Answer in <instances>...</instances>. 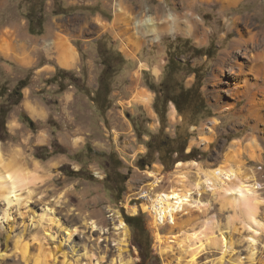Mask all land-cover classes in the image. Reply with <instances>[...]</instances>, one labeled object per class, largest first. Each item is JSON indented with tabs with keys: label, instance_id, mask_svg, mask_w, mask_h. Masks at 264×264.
<instances>
[{
	"label": "rangeland",
	"instance_id": "rangeland-1",
	"mask_svg": "<svg viewBox=\"0 0 264 264\" xmlns=\"http://www.w3.org/2000/svg\"><path fill=\"white\" fill-rule=\"evenodd\" d=\"M173 2L0 0V94L6 92L0 107L10 106L6 126L0 129V146L9 170L29 180L17 190L19 203L9 205L0 198V264H42L55 256L56 264H140L133 230L127 225L130 236L124 245L115 230L114 213L123 221V213L142 215L152 238L153 257L146 264H190L201 244L204 250L195 264H219L224 253L225 264H264V154L258 161L244 155L245 168L254 176L247 184L256 190L247 204L220 186L197 193L196 168L178 165L195 161L206 170L236 168L234 163L225 165L223 155L239 140L249 142L245 138L254 131L255 122L244 109L247 100L234 98L233 88L212 75L220 54L237 36L236 30L229 31L230 19L251 16L240 25L243 31H255L256 23L263 27L264 0H244L226 11L227 18L220 5L198 4L195 12L209 30L200 43L195 37L167 31L158 37L136 35L116 21L115 11L121 7L130 13L142 10L148 17H156L157 8L181 11L182 0ZM31 13L43 14V30L46 23L49 29L73 36L83 53L81 67L66 70L70 73L62 86L47 83L53 76L40 77L28 66L47 40L32 36ZM239 60H245L242 54ZM221 79L224 83L228 77ZM20 81L28 83L22 101L10 105L8 96ZM163 82L168 91L160 87ZM198 86L199 97H193L184 115L172 102L165 117L157 114V96L164 111L166 95ZM142 93L153 95L151 107L138 101ZM231 105L234 110L225 109ZM260 140L264 148V137ZM149 143L151 165L142 169L139 160L148 154ZM53 145L65 153L46 160L36 157L39 148L54 151ZM118 159L123 166L115 169ZM62 167L76 174H67ZM152 171L162 180L155 189H151ZM183 172L191 177L187 185L180 183ZM121 174L129 178L119 199L116 187L121 186ZM181 187L196 192L193 196L202 203L200 208L188 207L176 225L157 228L148 210L151 199ZM157 234L164 236V242Z\"/></svg>",
	"mask_w": 264,
	"mask_h": 264
},
{
	"label": "bare ground",
	"instance_id": "bare-ground-1",
	"mask_svg": "<svg viewBox=\"0 0 264 264\" xmlns=\"http://www.w3.org/2000/svg\"><path fill=\"white\" fill-rule=\"evenodd\" d=\"M243 1L244 0H182L181 11L172 10L170 8H157L153 11L156 17L143 15L142 10H133V13H130L121 7L115 11V17L120 27H124L129 33L132 32L136 35L145 34L146 36L158 37L162 31H167L174 34L195 37L198 43H200L206 41L209 30L201 17L195 12L198 4H206L208 7H211L213 4L220 5V13L227 18L225 16L226 11L229 8L238 6ZM173 4L177 5V2L174 0ZM251 19V16L233 17L230 19L231 22H228L229 31L236 30L237 36L230 44V48L224 50L220 54L218 63L215 66L218 74L215 72L212 75L213 78H217L219 82L221 81L223 85H229L233 88L231 95L234 98L238 100L245 98L247 100L244 109L248 112L249 118L252 117L255 122L254 125L252 124L254 131L245 138V140L248 139L249 142L245 145L244 140H239L236 148L229 149V151L223 155L224 164L229 165L234 163L236 168L221 166L206 170L195 161L187 163L180 162L178 164L180 168L189 165L196 168L197 180L195 182V189L198 191L197 193L201 194V192H206L208 191L207 189L210 188L215 190L216 186H220V188H224L226 192H230L228 194L231 196L233 194L232 192L236 193L237 196H240L239 199L241 198L244 203L247 201L250 202L251 193L253 194L256 191L255 186L247 184V180L253 179L254 176L250 174L251 170L249 173L248 169L245 168L247 162L244 160V155H248L251 161H258L264 154V148L260 147L258 144L259 141H261L260 139L264 137V26L261 27L256 23L255 31L250 30L251 28H249V31H243L240 25ZM125 29L123 30L125 31ZM129 36L132 37L133 35ZM134 44L136 47L139 46L135 42ZM239 54H242L245 60H239ZM64 64L68 65L66 63ZM142 67L146 68L144 65ZM222 75L228 77L227 81L224 83L221 79ZM137 98L138 101L146 107H151L153 102V95L151 93H142ZM234 108L235 105H231L227 106L225 109L231 112ZM236 114L239 115V113ZM175 116L176 112L172 110L171 117ZM261 142H263V140ZM150 177L153 178L151 189H155L160 185L162 180L157 171L150 172ZM179 178H181L180 183L183 185H187V183L191 181L190 174L187 172L181 173ZM26 180L27 178L9 170L5 154L0 146V198L4 199L9 205L13 202L19 203L21 198L17 194V190L20 189ZM195 193L196 192H193L192 189H182L181 187L172 189L169 192L160 193L156 195L155 199H151L152 205L148 210L154 217L156 227L161 228L167 223L174 226L179 216L186 212L188 207L200 208L202 203L199 200H195L193 196ZM119 215L118 213L113 214V219L116 221L115 230L118 231V234L123 236L122 239L124 245H126L125 241L130 236L129 227ZM4 218H6V215ZM157 239L158 241L164 242V236L161 234H157ZM197 250L198 251L193 254L190 264H195V262H197L198 256L204 250V245L201 244ZM23 251V255L26 258L28 253L27 245L24 246ZM225 256L226 253H224L223 257L219 260V264H225L227 262ZM44 262V264H56L57 258L55 256L50 261Z\"/></svg>",
	"mask_w": 264,
	"mask_h": 264
},
{
	"label": "trees",
	"instance_id": "trees-1",
	"mask_svg": "<svg viewBox=\"0 0 264 264\" xmlns=\"http://www.w3.org/2000/svg\"><path fill=\"white\" fill-rule=\"evenodd\" d=\"M29 23H30L32 34L41 35L43 33V14L42 13L39 14V17H35L34 14L31 13L29 16ZM69 73L70 72L66 70L59 69L47 83L49 84L61 83L60 85L62 86L63 80H66L67 77H69L68 76ZM27 85L28 83L26 81H20L18 85L9 94L7 102H9L10 105H18L22 101V98H23L22 91L27 87ZM160 87L164 88L163 89L164 91L165 90L168 91V87L166 86L164 82L161 83ZM149 88L152 91L156 92V90L153 87L149 86ZM197 88L198 89H194V87H191V88L183 87L180 89L177 95H166L165 101H164L165 103L164 111H161L159 108L158 104L160 101L159 99L160 97L157 96L155 100V110L157 114L160 115L161 117H165L167 113L166 109L168 107V104L172 102L175 105L179 114L184 115V111L187 108V106L190 105L193 97L194 96L199 97V93L201 92V86H198ZM5 93L6 92H4L3 94H0V98H3ZM9 109H10V106L6 107L4 105H1L0 107V129L6 126V119H7ZM26 120H29V119L26 117ZM54 146L56 148L54 151H50V148L46 146L39 148V151L36 157L41 160H46L54 154H57V153L64 154L65 153V151H61L59 148H57L56 147L57 145H53V147ZM148 150H149L148 154L144 157H141V159L139 160V166L142 169H145L147 166L151 165V161H148V159L152 157V153H153L151 143H149L148 145ZM158 150L160 152V150H162L161 147H158ZM192 153L193 151L190 154ZM169 154L172 155L173 151L169 152ZM160 160L163 161V164H165L164 155L162 154L160 155ZM118 166L119 167L123 166V163L119 161V159L118 161H116L114 168L116 169ZM62 168L63 170H65L67 174H76L74 171H71L70 169H64L65 167H62ZM119 178H120L119 181H120L121 186L120 187L117 186L116 191H117L118 198L120 199L123 193L126 191L124 186L129 177L127 175L121 174L119 175ZM123 216H124V220L126 224L133 230L135 234V239L137 241L138 248L140 251V256H141L140 264H146L153 257L152 250H151L152 238L150 236V233L148 232V230L146 229L144 225L143 217L142 215L129 216V215H126L125 213H123Z\"/></svg>",
	"mask_w": 264,
	"mask_h": 264
},
{
	"label": "crops",
	"instance_id": "crops-1",
	"mask_svg": "<svg viewBox=\"0 0 264 264\" xmlns=\"http://www.w3.org/2000/svg\"><path fill=\"white\" fill-rule=\"evenodd\" d=\"M104 13L102 12L101 15ZM29 22V21H28ZM45 23V27L43 33L41 35H37L38 37H46L45 45H39L40 52L33 55L31 57V61L29 59V67L33 68L35 73L36 71L46 76H53L57 69L62 70H78L82 65V51L74 43L75 38L73 36H69L64 31L49 29ZM30 28V23H29ZM84 30V29H83ZM90 31V29H88ZM46 34V35H45ZM48 34V35H47ZM32 35V34H31ZM35 36L34 34L32 35ZM104 39L100 37L97 41L98 45L100 41ZM97 46V45H96ZM64 63L68 64L65 65ZM37 107L41 108L39 103L35 104Z\"/></svg>",
	"mask_w": 264,
	"mask_h": 264
},
{
	"label": "built area",
	"instance_id": "built-area-1",
	"mask_svg": "<svg viewBox=\"0 0 264 264\" xmlns=\"http://www.w3.org/2000/svg\"><path fill=\"white\" fill-rule=\"evenodd\" d=\"M143 198H145V196L143 195Z\"/></svg>",
	"mask_w": 264,
	"mask_h": 264
},
{
	"label": "water",
	"instance_id": "water-1",
	"mask_svg": "<svg viewBox=\"0 0 264 264\" xmlns=\"http://www.w3.org/2000/svg\"><path fill=\"white\" fill-rule=\"evenodd\" d=\"M122 218V216H120Z\"/></svg>",
	"mask_w": 264,
	"mask_h": 264
},
{
	"label": "flooded vegetation",
	"instance_id": "flooded-vegetation-1",
	"mask_svg": "<svg viewBox=\"0 0 264 264\" xmlns=\"http://www.w3.org/2000/svg\"><path fill=\"white\" fill-rule=\"evenodd\" d=\"M105 52V51H104ZM106 54V53H105Z\"/></svg>",
	"mask_w": 264,
	"mask_h": 264
}]
</instances>
